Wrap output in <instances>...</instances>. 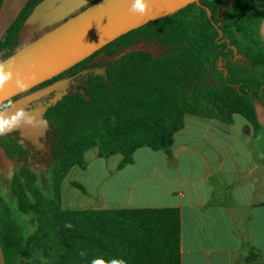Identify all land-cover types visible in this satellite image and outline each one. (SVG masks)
Returning a JSON list of instances; mask_svg holds the SVG:
<instances>
[{"label": "trees", "instance_id": "1", "mask_svg": "<svg viewBox=\"0 0 264 264\" xmlns=\"http://www.w3.org/2000/svg\"><path fill=\"white\" fill-rule=\"evenodd\" d=\"M43 1L29 0L10 26L0 42V61L59 26L36 31L25 24ZM251 1L201 0L211 18L190 5L130 32L43 84L103 58V70L45 118L51 197L38 186L37 155L15 134L0 136L6 157L18 165L8 184L12 202L0 195L5 264H181L178 211L65 209L62 184L74 167L85 170L84 156L96 148L101 158L122 156L121 167L142 148L170 154L187 117L231 124L239 115L257 126L255 104L264 102V54L258 51L256 19L245 15ZM239 25L244 26L241 38ZM71 186L85 191L76 182ZM11 203L24 216L21 228Z\"/></svg>", "mask_w": 264, "mask_h": 264}, {"label": "crops", "instance_id": "2", "mask_svg": "<svg viewBox=\"0 0 264 264\" xmlns=\"http://www.w3.org/2000/svg\"><path fill=\"white\" fill-rule=\"evenodd\" d=\"M96 150L85 170L70 171L94 199L85 210H176L181 264H264V116L257 126L239 115L231 124L187 117L170 154L142 148L124 167Z\"/></svg>", "mask_w": 264, "mask_h": 264}, {"label": "water", "instance_id": "3", "mask_svg": "<svg viewBox=\"0 0 264 264\" xmlns=\"http://www.w3.org/2000/svg\"><path fill=\"white\" fill-rule=\"evenodd\" d=\"M47 2L36 6L25 24L39 23L36 31L59 26L4 61L13 71L14 79L0 90V100L13 99L46 83L130 32L172 16L190 5L205 9L211 18L209 9L201 4V0H146L149 11L143 16L129 12L133 0ZM8 66L5 71L9 70ZM16 73L27 85L25 90L17 87ZM33 75L34 79L31 78Z\"/></svg>", "mask_w": 264, "mask_h": 264}, {"label": "rangeland", "instance_id": "4", "mask_svg": "<svg viewBox=\"0 0 264 264\" xmlns=\"http://www.w3.org/2000/svg\"><path fill=\"white\" fill-rule=\"evenodd\" d=\"M19 1V0H18ZM21 2V1H20ZM17 1L13 0H5L4 7L2 8L1 14H0V42L5 37L8 29L13 24V20L17 15L19 14L18 10L22 7V5L26 2V0H22V4ZM245 15H252L256 19L255 23V37L259 41V49L258 51L260 54H264V0H252L249 7L247 8ZM244 26L239 25L236 28V33L238 34L239 38H241V33L243 31ZM100 59H95L94 61L87 64L82 72L85 73L87 76H90L94 73L100 72L103 70V64L104 62ZM264 71V68L262 69ZM255 110L258 114L259 118L264 116V102L260 101L255 104ZM5 139V138H4ZM3 139V140H4ZM21 144L23 146H28V144L22 140ZM48 147V146H47ZM36 158H34L36 164L33 166L34 171L37 173L39 182L38 186L40 189H42L43 193L47 197H51L52 191H51V182H50V173H49V167L44 164V155L45 153H41L38 150L31 149ZM97 154V150L93 149L87 154V160L91 161L92 158H94ZM18 170V165L16 162L9 160L5 153L3 152L1 146H0V195L7 200L8 202H12L9 193H8V184L11 180L14 173H16ZM78 172V174H77ZM81 175L80 171H76L74 173V170L70 173V175L67 177V179L63 182L62 185V195H61V202L63 206L66 209L70 210H85L87 209V206L83 205L84 201H92L93 198L87 199L83 196L81 191L73 188L70 186L71 182H77L81 184L82 182L79 180V176ZM82 185V184H81ZM93 186L88 185V194L94 195L93 192ZM11 208L13 211V215L15 218V221L17 222L18 226L21 228L23 226L24 222V216H22L14 206V204L11 203Z\"/></svg>", "mask_w": 264, "mask_h": 264}, {"label": "flooded vegetation", "instance_id": "5", "mask_svg": "<svg viewBox=\"0 0 264 264\" xmlns=\"http://www.w3.org/2000/svg\"><path fill=\"white\" fill-rule=\"evenodd\" d=\"M47 1V3H49L51 0ZM38 25L39 23H36L33 26L37 28ZM85 66L75 70L68 76H64L61 80L54 84L39 85L11 99L14 102V106L9 109V114L14 113L21 108L27 109L34 115L38 114L36 116L37 120L45 122V118L50 109L57 105L70 92L81 90L84 86L85 82L91 76H87L85 74L87 72H82ZM48 131L49 127L46 123V126L44 127L24 125L23 127L15 129L10 133L15 134L19 139L24 140L30 149L33 148L41 153H46V136Z\"/></svg>", "mask_w": 264, "mask_h": 264}, {"label": "clouds", "instance_id": "6", "mask_svg": "<svg viewBox=\"0 0 264 264\" xmlns=\"http://www.w3.org/2000/svg\"><path fill=\"white\" fill-rule=\"evenodd\" d=\"M148 11L149 4L146 0H133L131 7L129 8V12L141 16L146 15ZM6 66L8 65L0 61V90H3L5 86L14 79V73L9 66V70L5 71ZM31 78L34 79V75ZM15 83L21 90H25L27 87L24 81L20 78L19 73H16L15 75ZM13 106L14 102L11 99L6 98L0 100V135L10 133L24 125H30L32 127L46 126V122L36 119L38 114L34 115L27 109L21 108L12 114H9V109ZM120 264H123V261H121Z\"/></svg>", "mask_w": 264, "mask_h": 264}]
</instances>
